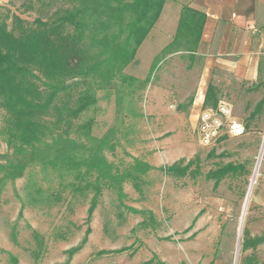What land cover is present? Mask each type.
Returning a JSON list of instances; mask_svg holds the SVG:
<instances>
[{
    "label": "rangeland",
    "instance_id": "obj_1",
    "mask_svg": "<svg viewBox=\"0 0 264 264\" xmlns=\"http://www.w3.org/2000/svg\"><path fill=\"white\" fill-rule=\"evenodd\" d=\"M67 6L68 0H0V20H7L11 28L13 13L31 22L38 15L48 18L56 9ZM153 43L141 44L125 73L146 77L155 55ZM190 63L188 54L181 51L162 56L146 87H140L138 81L121 85L120 76L106 89H99L92 77L69 79V89L60 93L55 105L74 106L89 86L96 91L97 103L66 121L55 123L56 111L46 119L55 132L64 131L76 138H84L81 125L90 118L94 119L92 133L96 136L117 123V148L105 153L120 170L127 169L136 157L161 166L181 157L199 156L202 173L175 177L152 169L142 177L140 189L131 181L124 183L127 195L123 200L115 189L104 187L88 220L92 191L73 190V174L67 171L32 164L23 177L7 181L0 190L2 262L42 264L49 257L55 264H68L73 258H78V264H142L155 254L165 264H241L249 254L243 250L244 229L250 222L264 218V105L254 113L259 96L252 91L257 89L230 85L225 99L249 130L241 136H226L215 145L202 146L195 132L200 72ZM118 87L125 97L119 116L115 101ZM261 91L264 93L263 88ZM8 124L9 114L0 99L1 152L9 150L5 140ZM228 162L241 167L214 186L206 172ZM127 206L148 213L133 212ZM191 224L193 227L185 232ZM88 227L87 241L80 250L71 251L82 242ZM122 247L127 249L98 254L101 249Z\"/></svg>",
    "mask_w": 264,
    "mask_h": 264
},
{
    "label": "trees",
    "instance_id": "obj_2",
    "mask_svg": "<svg viewBox=\"0 0 264 264\" xmlns=\"http://www.w3.org/2000/svg\"><path fill=\"white\" fill-rule=\"evenodd\" d=\"M165 1L68 0L69 6L63 10L56 9L48 18L38 15L30 22L13 13L11 28L7 20H0V99L9 114V124L5 130L9 150L0 151V190L7 181L23 177L32 164L67 171L73 174V190L92 191L89 220L104 187L115 189L123 200L127 195L124 183L131 181L140 189L142 177L152 169H160L175 177L202 173L199 156L189 159L181 157L161 166L136 157L127 169L120 170L105 153L117 148V123L112 124L102 136H96L92 133L94 119L90 118L81 125L84 138H76L64 131L55 132L46 119L52 111H56L58 118L55 123L66 121L97 103L96 91L89 86L78 96L74 106L55 105L60 93L69 89V79L92 77L99 89H106L120 76L121 85L138 81L140 87H146L162 56L178 50L194 51L203 25V14L184 5L173 40L154 57L146 77L140 79L124 72L158 20ZM16 31L19 33L16 34ZM120 87L115 90L118 116L125 98ZM217 101L215 87L210 84L204 106H214ZM263 105L264 96L253 112L259 111ZM246 127L248 131L247 124ZM240 167L228 162L209 169L205 176L213 179L214 186H217L228 173L237 172ZM127 207L133 212L148 213L145 209ZM150 213L152 218L153 213ZM19 214H22V208ZM147 221L145 218L143 223ZM192 227L193 224L185 232ZM89 232L90 227L82 242L71 251L82 248ZM11 237L15 240L16 233L13 232ZM263 241L264 232L252 237L249 230L244 229L243 250ZM126 249H101L98 254ZM252 260L247 256L241 264H253ZM153 262L165 264L155 254L142 264Z\"/></svg>",
    "mask_w": 264,
    "mask_h": 264
},
{
    "label": "crops",
    "instance_id": "obj_3",
    "mask_svg": "<svg viewBox=\"0 0 264 264\" xmlns=\"http://www.w3.org/2000/svg\"><path fill=\"white\" fill-rule=\"evenodd\" d=\"M184 5L201 12L204 19L194 51L174 52L187 53L191 59L189 66L200 72L195 102L200 108L204 106L210 84L215 87L217 103L220 100L231 103L225 99L226 90L230 85L242 87L243 84L257 89L252 92L259 96V101L264 96L261 91L264 89L261 78L264 76V0H166L158 20L143 41L154 42V57L173 40ZM248 230L252 237L261 235L264 218L250 222ZM244 251L249 252L244 258L252 257L253 264H263L264 241ZM54 262L46 257L42 264ZM78 263V258H73L68 264ZM0 264L6 263L0 259Z\"/></svg>",
    "mask_w": 264,
    "mask_h": 264
},
{
    "label": "built area",
    "instance_id": "obj_4",
    "mask_svg": "<svg viewBox=\"0 0 264 264\" xmlns=\"http://www.w3.org/2000/svg\"><path fill=\"white\" fill-rule=\"evenodd\" d=\"M197 139L202 146L215 145L225 136H241L247 132L244 121L234 113L231 103L220 100L214 106L200 108L195 124Z\"/></svg>",
    "mask_w": 264,
    "mask_h": 264
},
{
    "label": "water",
    "instance_id": "obj_5",
    "mask_svg": "<svg viewBox=\"0 0 264 264\" xmlns=\"http://www.w3.org/2000/svg\"><path fill=\"white\" fill-rule=\"evenodd\" d=\"M254 180H255V175L253 176L252 183H251V186H250V190H249V193L247 194V197H246V202H245L243 213H242L243 214V216H242V224H243L244 215L246 213L247 202H248V199L250 197V193H251V189H252V185H253Z\"/></svg>",
    "mask_w": 264,
    "mask_h": 264
},
{
    "label": "bare ground",
    "instance_id": "obj_6",
    "mask_svg": "<svg viewBox=\"0 0 264 264\" xmlns=\"http://www.w3.org/2000/svg\"><path fill=\"white\" fill-rule=\"evenodd\" d=\"M252 182V181H251Z\"/></svg>",
    "mask_w": 264,
    "mask_h": 264
}]
</instances>
